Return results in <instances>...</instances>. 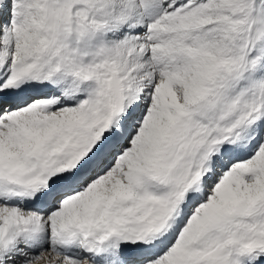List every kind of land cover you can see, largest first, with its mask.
Listing matches in <instances>:
<instances>
[{
    "label": "snow or ice",
    "instance_id": "snow-or-ice-1",
    "mask_svg": "<svg viewBox=\"0 0 264 264\" xmlns=\"http://www.w3.org/2000/svg\"><path fill=\"white\" fill-rule=\"evenodd\" d=\"M0 264H264V0H0Z\"/></svg>",
    "mask_w": 264,
    "mask_h": 264
}]
</instances>
